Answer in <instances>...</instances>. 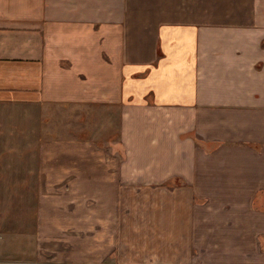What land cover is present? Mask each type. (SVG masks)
Instances as JSON below:
<instances>
[{"label":"crops","instance_id":"0c3cea01","mask_svg":"<svg viewBox=\"0 0 264 264\" xmlns=\"http://www.w3.org/2000/svg\"><path fill=\"white\" fill-rule=\"evenodd\" d=\"M0 264H264V0H0Z\"/></svg>","mask_w":264,"mask_h":264}]
</instances>
